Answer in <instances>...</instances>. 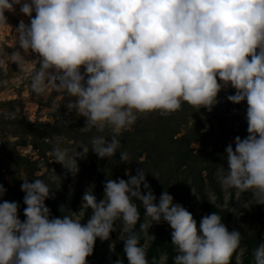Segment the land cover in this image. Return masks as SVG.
Here are the masks:
<instances>
[{
  "label": "clouds",
  "instance_id": "obj_1",
  "mask_svg": "<svg viewBox=\"0 0 264 264\" xmlns=\"http://www.w3.org/2000/svg\"><path fill=\"white\" fill-rule=\"evenodd\" d=\"M17 5L30 23L21 19L14 28L11 52L0 47V70L16 64L35 93L72 97L66 107L85 118L81 131L111 132L94 136L91 148L79 147L82 152L58 141L50 153L54 161L73 175L77 158L90 150L102 159L119 152L126 162L119 137L141 115L171 114L184 103L211 111L220 92L232 87L235 94L227 99L246 102L249 134L226 147V168L217 176L226 190L251 192L264 205V0H0V29ZM146 173L109 178L103 199L90 186L80 211L60 217L46 204L53 198L49 185L23 179L26 219L19 202L0 203V264H88L97 239L107 241L119 231L117 221L126 233L120 231V239L128 264H149L133 230L140 220L134 199L154 223L166 221L173 229L174 264H232L234 256L241 264L240 231L230 230L218 212L198 223L168 191L157 198ZM6 191L0 185V197ZM253 256L254 264H264V243Z\"/></svg>",
  "mask_w": 264,
  "mask_h": 264
},
{
  "label": "rangeland",
  "instance_id": "obj_2",
  "mask_svg": "<svg viewBox=\"0 0 264 264\" xmlns=\"http://www.w3.org/2000/svg\"><path fill=\"white\" fill-rule=\"evenodd\" d=\"M5 15L9 25L0 29V47L11 52L17 46L14 28L21 19L30 20L20 12L19 5L14 13ZM235 91L232 87L222 90L219 103L211 111L184 103L171 114L157 111L141 115L132 130L119 137V151L129 154L128 161H121L119 152L112 159H102L90 150L86 157L77 158L79 171L73 175L50 155L54 145L59 141L63 147L91 148L94 136L110 137V130L81 131L85 118L66 107L72 97L55 90L35 93L30 78L19 71L18 65L11 64L6 73L0 70V185L7 190L0 203L19 202L20 218L25 220L23 179H42L53 191V198L46 204L53 216L60 217L80 211L83 194L90 186L94 185L98 199H103L109 178L127 180L129 170L136 175L137 169H145L157 198L168 191L174 203L193 213L198 223L205 215L218 212L230 230L240 231L243 239L237 254L241 264H254L253 253L264 243V205L256 204L251 192L238 195L235 189L226 190L217 176L218 169L226 168V147L230 143L235 146L236 136L249 134L246 102L234 104L227 99ZM142 190L147 193V189ZM134 202L140 220L133 230L146 246L149 264H174L177 250L172 244L173 229L166 221L154 223L146 216L142 202ZM90 215L89 209L82 220ZM117 227L119 231H114L111 239H97L88 264H115L119 259L128 264L120 239L121 233L126 235L122 221H117ZM232 264H236L235 256Z\"/></svg>",
  "mask_w": 264,
  "mask_h": 264
}]
</instances>
